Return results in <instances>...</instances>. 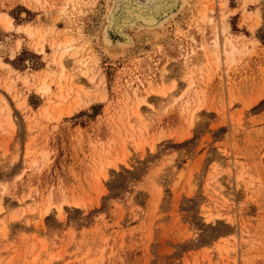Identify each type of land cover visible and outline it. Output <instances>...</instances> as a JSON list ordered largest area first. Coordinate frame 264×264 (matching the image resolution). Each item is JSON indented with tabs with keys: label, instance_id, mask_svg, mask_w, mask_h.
Masks as SVG:
<instances>
[{
	"label": "rangeland",
	"instance_id": "1",
	"mask_svg": "<svg viewBox=\"0 0 264 264\" xmlns=\"http://www.w3.org/2000/svg\"><path fill=\"white\" fill-rule=\"evenodd\" d=\"M0 202V264H264V0H0Z\"/></svg>",
	"mask_w": 264,
	"mask_h": 264
},
{
	"label": "bare ground",
	"instance_id": "2",
	"mask_svg": "<svg viewBox=\"0 0 264 264\" xmlns=\"http://www.w3.org/2000/svg\"><path fill=\"white\" fill-rule=\"evenodd\" d=\"M113 6V5H112ZM114 8V7H113ZM212 12V11H211ZM109 13V12H108ZM204 19H205V21L208 23V22H210V23H212V18L209 16V15H207V14H205L204 15ZM6 23L7 24H9V18L8 17H6ZM157 25V24H156ZM233 45V44H232ZM38 46H39V48L37 49V50H39L40 52L42 51V45L41 44H38ZM225 46V45H224ZM219 38H218V34L217 33H215V38H214V40H213V49H212V53L214 54H216L217 53V51L219 50ZM228 47V46H227ZM225 48V47H224ZM222 49L223 50V52H224V54H227V51L225 50V49ZM206 52V51H205ZM63 56V55H62ZM204 57H206L207 59L209 58L208 57V55L207 54H205L204 55ZM59 61H61V60H59ZM62 62V61H61ZM59 64H61L60 62H59ZM61 66H62V64H61ZM62 68V67H61ZM62 70H63V68H62ZM63 73V72H62ZM41 91H46L47 89H46V87L45 86H42L41 87V89H40ZM146 105H148L147 103H146ZM139 110V109H138ZM140 111V110H139ZM139 113V112H138ZM8 116H10V115H8ZM9 122H10V119H9ZM0 205H1V202H0ZM0 211H2V208H1V206H0Z\"/></svg>",
	"mask_w": 264,
	"mask_h": 264
}]
</instances>
